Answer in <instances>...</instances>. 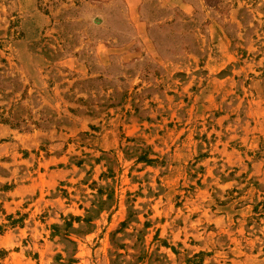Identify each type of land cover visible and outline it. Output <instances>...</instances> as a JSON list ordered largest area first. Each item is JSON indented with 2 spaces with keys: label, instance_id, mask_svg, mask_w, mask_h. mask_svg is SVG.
<instances>
[{
  "label": "rangeland",
  "instance_id": "obj_1",
  "mask_svg": "<svg viewBox=\"0 0 264 264\" xmlns=\"http://www.w3.org/2000/svg\"><path fill=\"white\" fill-rule=\"evenodd\" d=\"M2 124L0 264H264V0H0Z\"/></svg>",
  "mask_w": 264,
  "mask_h": 264
},
{
  "label": "crops",
  "instance_id": "obj_2",
  "mask_svg": "<svg viewBox=\"0 0 264 264\" xmlns=\"http://www.w3.org/2000/svg\"><path fill=\"white\" fill-rule=\"evenodd\" d=\"M139 8V3L138 4H132V6L130 7V9L132 10L133 13H136V11L138 10ZM7 136H10V137H13L15 139H21L23 138V135L20 134V133H16L10 126L8 125H0V141L7 137ZM3 145V144H1ZM34 182L31 181V178L30 180L28 181H20L17 183V187L15 188V194L18 196V197H14L13 199L11 198H8L5 202L7 204L8 207H18L19 203L22 202L23 198H24V195L27 193V192H30L34 186Z\"/></svg>",
  "mask_w": 264,
  "mask_h": 264
}]
</instances>
